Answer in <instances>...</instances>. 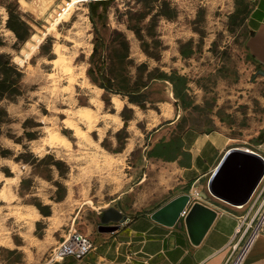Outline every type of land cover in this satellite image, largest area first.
<instances>
[{"label": "rangeland", "instance_id": "374dc122", "mask_svg": "<svg viewBox=\"0 0 264 264\" xmlns=\"http://www.w3.org/2000/svg\"><path fill=\"white\" fill-rule=\"evenodd\" d=\"M9 1L21 37L0 5V52L22 80L21 95L0 99L9 113L0 123V264H47L71 231L91 238L103 210L154 209L172 198L175 172L145 159L153 131L170 121L204 131L223 125L231 146L264 150V72L244 50L253 0H112L94 19L91 0H76L59 34L47 35L50 15L72 0ZM163 73L185 77L181 96ZM80 111H97L94 130ZM201 190L197 200L224 203L207 182Z\"/></svg>", "mask_w": 264, "mask_h": 264}, {"label": "crops", "instance_id": "0c3cea01", "mask_svg": "<svg viewBox=\"0 0 264 264\" xmlns=\"http://www.w3.org/2000/svg\"><path fill=\"white\" fill-rule=\"evenodd\" d=\"M253 2L246 18L249 36L244 50L254 65L264 72V0ZM169 124L153 131L145 159L155 167L164 166L175 172L173 187L177 193L154 209L114 206L126 218L113 232L101 231V223L98 225V231L91 237L94 243L91 257L83 264H224L230 258L233 244L240 241L239 229L252 219L261 201L264 183L258 185L246 203L238 205L223 199L224 203L217 200L203 203L197 200V194L205 182L209 187L212 173L230 147L253 149L245 145L231 146L233 139L223 125L204 131L193 125L178 128L179 119ZM260 147L264 148V141ZM253 151L264 156V150ZM184 194L191 196L188 208L199 202L216 212L198 243L193 242L184 218L167 226L152 217L160 207ZM242 264H264V226Z\"/></svg>", "mask_w": 264, "mask_h": 264}, {"label": "water", "instance_id": "95a60500", "mask_svg": "<svg viewBox=\"0 0 264 264\" xmlns=\"http://www.w3.org/2000/svg\"><path fill=\"white\" fill-rule=\"evenodd\" d=\"M264 176L262 156L248 149L230 147L211 175L209 189L213 195L229 203H246ZM191 200L189 194L180 195L156 210L152 217L167 226L175 225L183 209ZM216 212L201 203H194L185 217L193 242L198 243L213 222ZM124 216L112 206L103 210L101 231L113 232L119 228Z\"/></svg>", "mask_w": 264, "mask_h": 264}, {"label": "trees", "instance_id": "16d2710c", "mask_svg": "<svg viewBox=\"0 0 264 264\" xmlns=\"http://www.w3.org/2000/svg\"><path fill=\"white\" fill-rule=\"evenodd\" d=\"M112 0H91L90 10L91 18L94 19L96 16L101 17L102 14L98 13L99 8L107 10L108 6L111 4ZM0 5H4L7 8L9 17L7 19V26L12 29L18 37H21L18 27L14 23L15 19V6L13 2L9 0H0ZM19 25H25V22L19 19ZM3 45V42L0 39V47ZM182 54H188L185 49L181 48ZM187 55V56H188ZM107 81V85H103L106 90H112V81L110 78L104 77ZM159 78H164L175 83V91L178 96H181V90L186 88L185 77L178 75L172 76L166 73L160 75ZM21 72L18 69V66L13 62L12 56L8 53L0 52V99H9L15 100L19 95H21ZM179 86H182V89H179ZM119 93V92H116ZM129 101L137 103L140 106H144L141 100L138 99L136 94H127ZM9 113L8 111L0 106V123L8 121ZM1 135V131H0ZM152 151V150H151ZM149 151V154L150 152ZM169 158V156H167ZM46 215H50L47 213Z\"/></svg>", "mask_w": 264, "mask_h": 264}, {"label": "built area", "instance_id": "2783aa9c", "mask_svg": "<svg viewBox=\"0 0 264 264\" xmlns=\"http://www.w3.org/2000/svg\"><path fill=\"white\" fill-rule=\"evenodd\" d=\"M262 158L264 160V156H262ZM262 183H264V176L261 179L259 185ZM189 210L190 208H188L187 205L181 212L179 219H185L189 213ZM244 225L245 227L243 229L242 227L239 229V233H241L240 241H237L233 244L231 256L224 264H242L245 255L253 244L256 236L261 232L264 226V188L261 192V201L256 209L253 219ZM93 249L94 243L91 238L87 234L75 229L52 248L47 264L60 263L67 257H73L75 259L81 260L86 257Z\"/></svg>", "mask_w": 264, "mask_h": 264}, {"label": "bare ground", "instance_id": "6f19581e", "mask_svg": "<svg viewBox=\"0 0 264 264\" xmlns=\"http://www.w3.org/2000/svg\"><path fill=\"white\" fill-rule=\"evenodd\" d=\"M75 1L76 0H72V1L68 2V4L66 6H63L62 9L59 10L56 13V15H52V14L50 15V16H52V19L49 17L51 20L48 19L49 26L47 27L46 31L44 32V35H47L51 31L59 34V32L56 30V26L58 24H60L62 21H67V20L70 19L71 15H72V7L75 4ZM66 39L68 41L73 42L75 44V39L71 35H67ZM57 51H59V47L57 48ZM98 104L101 105L100 103H98ZM78 115L81 117L82 120L87 122L88 128H89L90 131L94 130V128L96 127L95 126L96 122L99 119L97 111H94V112H90V111H84L83 112V111H80V113ZM66 124H67V126L70 129L74 130V135L75 136L84 137L83 133L80 131V128L78 127V125L76 123L66 121ZM56 135H57L58 138L62 137L64 140L66 139L65 137L60 136L59 134H56Z\"/></svg>", "mask_w": 264, "mask_h": 264}]
</instances>
